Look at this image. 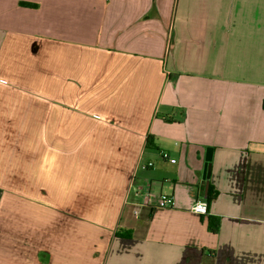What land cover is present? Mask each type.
Instances as JSON below:
<instances>
[{"label": "crops", "instance_id": "obj_1", "mask_svg": "<svg viewBox=\"0 0 264 264\" xmlns=\"http://www.w3.org/2000/svg\"><path fill=\"white\" fill-rule=\"evenodd\" d=\"M0 264H264V0H0Z\"/></svg>", "mask_w": 264, "mask_h": 264}, {"label": "built area", "instance_id": "obj_2", "mask_svg": "<svg viewBox=\"0 0 264 264\" xmlns=\"http://www.w3.org/2000/svg\"><path fill=\"white\" fill-rule=\"evenodd\" d=\"M161 156L164 159L169 158L167 153H163V154H161ZM170 161L172 163L176 162L175 159H170ZM148 166H152V163H149ZM146 167H147V165L144 166V168H146ZM175 206H176V201H175L174 196L167 195V194H163L160 196V201H159V207L160 208L171 209V208H174ZM191 209L193 212H195L199 215H207L209 212L208 203L205 200L196 201Z\"/></svg>", "mask_w": 264, "mask_h": 264}, {"label": "trees", "instance_id": "obj_3", "mask_svg": "<svg viewBox=\"0 0 264 264\" xmlns=\"http://www.w3.org/2000/svg\"><path fill=\"white\" fill-rule=\"evenodd\" d=\"M21 5H23V6H25V7H35L36 5H34V4H30V3H21ZM148 143H150V139H149V141H148ZM216 196H217V192L212 188V187H210L209 188V194H208V197H207V200L210 202V201H213L215 198H216ZM217 228V225H215L214 227H213V231H215V229ZM119 236H124V235H122V234H120L119 233ZM128 236V235H127ZM126 236V237H127Z\"/></svg>", "mask_w": 264, "mask_h": 264}, {"label": "water", "instance_id": "obj_4", "mask_svg": "<svg viewBox=\"0 0 264 264\" xmlns=\"http://www.w3.org/2000/svg\"><path fill=\"white\" fill-rule=\"evenodd\" d=\"M207 166H206V170H205V174L207 176V179H209L210 177V171H211V164H210V161H211V157L210 156H207Z\"/></svg>", "mask_w": 264, "mask_h": 264}]
</instances>
